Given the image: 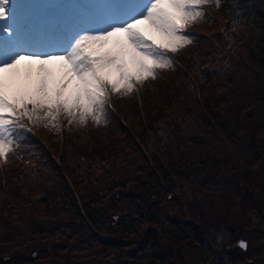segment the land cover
Returning a JSON list of instances; mask_svg holds the SVG:
<instances>
[{
  "label": "trees",
  "instance_id": "16d2710c",
  "mask_svg": "<svg viewBox=\"0 0 264 264\" xmlns=\"http://www.w3.org/2000/svg\"><path fill=\"white\" fill-rule=\"evenodd\" d=\"M230 10L223 28L212 35H196L197 49L191 61L172 82L167 112L156 125H148L138 141L122 124L120 137L103 153L94 147L80 151L66 141L58 155L59 168L56 155L48 154L36 138L27 132L16 133L13 151L0 166L5 172L0 194L6 196L0 198V264H56L68 258L64 254L68 245L55 240L69 237L87 240L90 251L102 256H97L100 260L109 256L118 264L135 263L141 255L135 251L154 253L157 244L153 238L149 241L151 229H139L155 224L151 212H159L158 199L148 201L142 193L129 196L126 173L121 174L130 169L127 152L159 166V182L148 184L151 195L169 184L177 193L188 185L202 188L198 178L191 182V173L197 170L205 174L204 183L209 190L215 188L214 192L222 193L225 188L230 192L243 185L235 187V192H244L240 204L233 206L237 207L234 215L248 211L246 201L256 198L252 189L264 196V182L253 181L251 170L255 162L264 160L251 151L264 152V142L253 139L258 136L264 141V0H237ZM43 133L50 135L47 130ZM245 154L248 157L241 158ZM95 171L113 178L93 190L99 180L90 177ZM141 182L137 179L133 184ZM92 196L98 198L92 200ZM132 197L136 209L118 212ZM163 219V229L178 228L185 232L181 238L203 241L193 221L167 214ZM99 223L114 227L115 234L127 232L123 238L128 241L104 237ZM238 250L232 248L230 253L243 260ZM121 252L129 262L118 256ZM164 256L156 254L157 264H172Z\"/></svg>",
  "mask_w": 264,
  "mask_h": 264
},
{
  "label": "rangeland",
  "instance_id": "374dc122",
  "mask_svg": "<svg viewBox=\"0 0 264 264\" xmlns=\"http://www.w3.org/2000/svg\"><path fill=\"white\" fill-rule=\"evenodd\" d=\"M10 2L13 5L11 14L17 16L20 36L25 38V42L31 44L30 36L34 30L35 37L40 43L33 39L32 44L39 45L44 51H54L66 46L69 38L80 32V29L99 27L104 21L116 18L131 0H10ZM235 4H237V0H224L223 4L221 0H208V3L201 5V11H205V13L203 12L204 15L186 28V33L191 34L192 42L176 53H167V56L173 61L172 66L157 69L155 79L149 78L141 84H136L131 93H112L109 90L103 118L99 123L92 119H88L84 124L79 123L78 120L69 123V118L63 114L59 116L57 121L41 119L33 123L27 118H23L19 121L23 127L16 126L12 129L13 141L16 133L21 131L27 132L34 139L38 138V142L43 145L48 154L54 153L56 155V166L58 164L59 168L61 165L59 162L57 163L58 155L62 152L63 143L66 141L68 145L77 147L80 151H88L94 147L98 152L103 153L107 149H111L113 143L120 137L118 128L121 124L138 141L141 137L139 134L148 125L157 124L167 112L166 105L170 101L168 94L173 86L172 82L191 61L194 51L197 49L196 35H212L213 31L223 28L231 13L230 9ZM218 6L221 8L214 11V8ZM4 23L7 22L0 21V24ZM80 34L83 33L80 32ZM16 42L18 41L13 36L12 29L0 31V58L7 57L16 47ZM186 82L187 80L181 83L185 84ZM26 128L31 130L28 129V131ZM43 130L49 131L50 135L44 134ZM257 138L258 136L253 138L257 140L254 143L262 144L264 142ZM251 151L254 157L264 156V152L262 153L260 150ZM126 154L129 155L126 166H129L130 169L121 174L126 173L127 187L131 192L129 196H137L138 193H142L149 198L148 201L157 198L156 205L159 207L158 213L157 211L155 214L151 212V218L156 221L155 224L141 226L139 229L144 230L146 227L151 229L149 241L151 238L154 239L152 241L157 244L156 251L154 253L145 250L135 251L137 255H141L134 259L135 263L130 262V264H157L159 261L155 256L162 253L165 254L164 261L172 262V264H264V196L261 197V195L256 194V188L252 189L256 198H252V202L246 201L250 205L248 211L238 216L234 215L237 207L233 206L240 204L238 201L243 198L244 191L235 192L236 186L230 192L226 188L222 193L214 192L215 188L209 190L204 183L205 174L197 170L191 173L194 176L191 177V182L194 178H198L203 183L202 188L188 185L184 187L183 191L177 193L168 188L169 184L168 187L167 185L158 187L157 191L151 195L152 189L148 187V184L158 181L156 175L159 166H155L149 160L143 162L138 155L128 152ZM244 157L248 156L245 154L241 158ZM2 163L3 161H0V166ZM112 163L110 161V164ZM147 170L151 173L149 174ZM251 170L255 172V176L252 177L253 181L261 179L264 182V160L255 162ZM99 173V171H95L90 176L95 179L99 178L98 182L94 184L93 190L96 187L101 188L113 178V176H102ZM4 174L5 172L0 167V184L5 181ZM137 179L142 181L141 185L133 184ZM174 180L177 182L176 178ZM171 185L173 187L175 184ZM240 186L243 185L240 184ZM12 187L16 190L17 185L12 183ZM145 192L146 194H144ZM170 196L173 199L167 202V198L169 199ZM227 197L231 199L228 200ZM0 198L5 199L6 196L0 194ZM94 198H98V196H92V200ZM130 200V203L123 207L125 209L121 208L117 211L122 213L130 207L136 209L134 205L132 206L133 203L136 204V199L132 197ZM137 208L140 209V206L137 205ZM109 211L112 213L111 210ZM165 214L169 217L174 216L177 219L193 221L201 229L203 241L198 242L188 236L181 238L185 232L178 228L166 227L168 229H163ZM165 226L168 225L165 224ZM182 227H184L183 224ZM98 229L104 237L123 238L127 234V232L115 234L113 233L114 227L108 228L107 225L101 223H99ZM123 240L128 241L127 238H123ZM239 240L245 241V250L237 245ZM55 241L68 245L64 252L68 258L56 260V264H118L119 262L109 256L100 260L97 257L101 256L99 252L96 250L91 252L87 247L90 243L87 240L79 242L76 237H69V239L58 238ZM132 247H137V244L132 245ZM232 248L239 249L238 252L243 260H238L236 256L230 253ZM118 256L128 262L130 260L124 252L119 253Z\"/></svg>",
  "mask_w": 264,
  "mask_h": 264
},
{
  "label": "snow or ice",
  "instance_id": "6c2138e0",
  "mask_svg": "<svg viewBox=\"0 0 264 264\" xmlns=\"http://www.w3.org/2000/svg\"><path fill=\"white\" fill-rule=\"evenodd\" d=\"M208 0H131L114 19L82 28L66 46L44 51L20 36L10 0H0V31L13 30L16 47L0 58V161L13 151L12 129L19 121L99 123L112 93H131L171 67L167 53L192 42L186 28L204 15ZM11 39V38H5ZM26 53V54H22ZM55 126V125H53ZM241 246L245 247L244 242Z\"/></svg>",
  "mask_w": 264,
  "mask_h": 264
},
{
  "label": "water",
  "instance_id": "95a60500",
  "mask_svg": "<svg viewBox=\"0 0 264 264\" xmlns=\"http://www.w3.org/2000/svg\"><path fill=\"white\" fill-rule=\"evenodd\" d=\"M241 242H244V244L246 245L245 241H243V240H239L238 243H237V245H238L240 248H242L243 250H245L246 248L241 246Z\"/></svg>",
  "mask_w": 264,
  "mask_h": 264
}]
</instances>
